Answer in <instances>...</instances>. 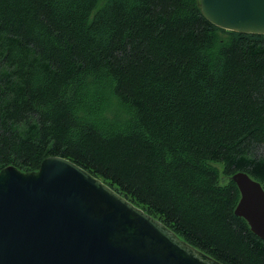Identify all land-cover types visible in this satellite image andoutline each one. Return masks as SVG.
<instances>
[{
  "label": "trees",
  "instance_id": "16d2710c",
  "mask_svg": "<svg viewBox=\"0 0 264 264\" xmlns=\"http://www.w3.org/2000/svg\"><path fill=\"white\" fill-rule=\"evenodd\" d=\"M51 156L220 263L264 264L231 180L264 189V35L199 0H0V170Z\"/></svg>",
  "mask_w": 264,
  "mask_h": 264
},
{
  "label": "water",
  "instance_id": "95a60500",
  "mask_svg": "<svg viewBox=\"0 0 264 264\" xmlns=\"http://www.w3.org/2000/svg\"><path fill=\"white\" fill-rule=\"evenodd\" d=\"M225 31L264 35V0H199ZM234 214L264 241V189L231 176ZM0 264H222L181 239L100 179L57 156L38 170H0Z\"/></svg>",
  "mask_w": 264,
  "mask_h": 264
},
{
  "label": "rangeland",
  "instance_id": "374dc122",
  "mask_svg": "<svg viewBox=\"0 0 264 264\" xmlns=\"http://www.w3.org/2000/svg\"><path fill=\"white\" fill-rule=\"evenodd\" d=\"M213 165H215L220 171H221V165L220 164H215V163H212Z\"/></svg>",
  "mask_w": 264,
  "mask_h": 264
}]
</instances>
